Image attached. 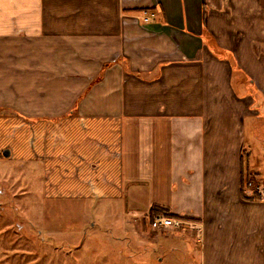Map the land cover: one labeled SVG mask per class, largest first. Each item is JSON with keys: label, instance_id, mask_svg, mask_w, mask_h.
Segmentation results:
<instances>
[{"label": "crops", "instance_id": "1", "mask_svg": "<svg viewBox=\"0 0 264 264\" xmlns=\"http://www.w3.org/2000/svg\"><path fill=\"white\" fill-rule=\"evenodd\" d=\"M262 104L264 0H0V157L46 199L129 203L106 244L150 264H264ZM158 210L186 227L152 234Z\"/></svg>", "mask_w": 264, "mask_h": 264}, {"label": "rangeland", "instance_id": "2", "mask_svg": "<svg viewBox=\"0 0 264 264\" xmlns=\"http://www.w3.org/2000/svg\"><path fill=\"white\" fill-rule=\"evenodd\" d=\"M256 111L245 118L254 163L246 168L244 185L254 191L253 197L264 189L263 104ZM23 170L0 157V264H150L144 247L136 253L126 239L106 244V238L131 236L132 230L123 223V217L134 215L129 203L46 199L41 194V171Z\"/></svg>", "mask_w": 264, "mask_h": 264}, {"label": "built area", "instance_id": "3", "mask_svg": "<svg viewBox=\"0 0 264 264\" xmlns=\"http://www.w3.org/2000/svg\"><path fill=\"white\" fill-rule=\"evenodd\" d=\"M146 20H148V18H145V21ZM186 224H187L186 220L167 215L162 210H158L155 216L149 222V225L152 230H162V231H165L168 228L172 230L185 228Z\"/></svg>", "mask_w": 264, "mask_h": 264}, {"label": "trees", "instance_id": "4", "mask_svg": "<svg viewBox=\"0 0 264 264\" xmlns=\"http://www.w3.org/2000/svg\"><path fill=\"white\" fill-rule=\"evenodd\" d=\"M104 67H106V65L104 66ZM99 78H100V75H99ZM74 114V112H73V110H70V111H68V112H66L63 116H61V117H67V116H71V115H73ZM59 119V117L56 119V120H58ZM167 215H170V216H172L170 213H167V212H165ZM155 214L156 213H154V212H151L150 214H148L147 215V222H150V220L155 216Z\"/></svg>", "mask_w": 264, "mask_h": 264}, {"label": "water", "instance_id": "5", "mask_svg": "<svg viewBox=\"0 0 264 264\" xmlns=\"http://www.w3.org/2000/svg\"><path fill=\"white\" fill-rule=\"evenodd\" d=\"M3 155H4V156H9V152H8V150H4V151H3Z\"/></svg>", "mask_w": 264, "mask_h": 264}]
</instances>
